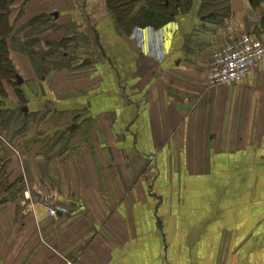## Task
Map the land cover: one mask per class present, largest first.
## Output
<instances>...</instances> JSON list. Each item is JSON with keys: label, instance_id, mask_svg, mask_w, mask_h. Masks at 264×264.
<instances>
[{"label": "crops", "instance_id": "0c3cea01", "mask_svg": "<svg viewBox=\"0 0 264 264\" xmlns=\"http://www.w3.org/2000/svg\"><path fill=\"white\" fill-rule=\"evenodd\" d=\"M19 6L13 32L42 53L9 51L33 136L21 155L0 143V264H264V59L243 84L205 82L226 39L264 44V0L130 37L104 0Z\"/></svg>", "mask_w": 264, "mask_h": 264}, {"label": "trees", "instance_id": "16d2710c", "mask_svg": "<svg viewBox=\"0 0 264 264\" xmlns=\"http://www.w3.org/2000/svg\"><path fill=\"white\" fill-rule=\"evenodd\" d=\"M186 0H104L107 13L109 15L112 24L116 28L118 34L126 37H130L133 31L136 28H152L154 30H159L168 23L174 21V19L181 13V10L187 6ZM208 0H202L201 8L210 7ZM255 1V0H252ZM15 3V0H0V93L3 92V85L11 81L16 76L15 68L9 58V51H17L19 53H26L31 49V52L34 54L35 46L24 45L17 37L20 33V30H16L17 33H14V25L10 23V13L12 7ZM223 3H226V0H223ZM190 6V5H189ZM202 12L204 10H201ZM208 20H217L219 23H224L225 16L215 17L216 11L208 12ZM205 14V13H204ZM211 18V19H210ZM212 20V21H213ZM38 46V44H37ZM54 50L50 56H43V58L48 57L49 59L53 54H57V59L62 57L61 46L55 44L51 45ZM61 50V51H60ZM60 52L59 53H57ZM40 54V53H39ZM17 84V83H16ZM1 96V94H0ZM2 97V96H1ZM19 98L23 102V98L19 95ZM23 102L22 104H26ZM4 106H8V103L0 102ZM21 104V103H19ZM11 107L10 109H12ZM8 111L9 109L6 108ZM0 108V112H4ZM14 111V110H11ZM19 110L16 109V114ZM21 116L26 119H13L9 120L6 124L0 122V132L11 130L12 127H16L19 122L25 123V130L28 126V121L30 120L29 115H25L23 112L19 111ZM2 116V114H0ZM23 129H17L14 131L7 132L6 137L9 140H14L16 137H19L20 133L25 131ZM1 152V149H0ZM5 158V157H4Z\"/></svg>", "mask_w": 264, "mask_h": 264}, {"label": "built area", "instance_id": "2783aa9c", "mask_svg": "<svg viewBox=\"0 0 264 264\" xmlns=\"http://www.w3.org/2000/svg\"><path fill=\"white\" fill-rule=\"evenodd\" d=\"M264 59V45L253 34L231 39L211 56L206 81L209 86L242 84L254 78L260 62ZM49 216L67 214L62 206L47 209ZM63 264H75L65 261Z\"/></svg>", "mask_w": 264, "mask_h": 264}, {"label": "rangeland", "instance_id": "374dc122", "mask_svg": "<svg viewBox=\"0 0 264 264\" xmlns=\"http://www.w3.org/2000/svg\"><path fill=\"white\" fill-rule=\"evenodd\" d=\"M187 6L184 7L183 10H181V13L178 15L179 17H195L197 20H199V18H201L202 16L204 17H208V12L210 11H216L215 13V17H218V16H225V22H227V20L229 19L230 17V2L231 0H226V3H223V0H208V4H210V7H206L205 8H201L200 9V6L202 4V0H186L185 1ZM190 5V6H189ZM18 10H22V7L19 6V7H13L12 11L13 14H12V11L10 13V15L12 14L14 17L17 13ZM201 10H204L203 12ZM205 13V14H204ZM208 15V16H207ZM19 17H22L21 15H18ZM211 19V18H210ZM213 19H211L210 21H212ZM215 22H218L217 20H213ZM174 21L170 22V23H173ZM169 24V23H168ZM167 24V25H168ZM167 25H165L164 27H166ZM24 26L27 28L28 26V22H26L24 24ZM162 27V28H164ZM231 39H235L233 36L226 39L224 42H223V45L224 46L226 43H228ZM221 48V47H220ZM35 52V60L37 58V56H39V59H40V54L39 53H42L41 50L39 48H34ZM30 51V50H28ZM60 54V53H59ZM211 56L212 54L210 55L209 57V62H208V67H207V70L205 71V79L207 77V74H208V68H209V63L211 61ZM38 59V60H39ZM39 64L37 63H32L31 66H37ZM14 66V65H13ZM15 68V67H14ZM20 72H18L16 69H15V72L16 74H20L22 73L23 76H25L26 74L22 71V67L19 69ZM38 73H39V69H37ZM21 76V74H20ZM21 76V77H23ZM43 76V75H42ZM206 84L208 85L207 81L205 80ZM218 86H226V85H218ZM3 92H1V96H0V102H5V103H8V106H4V104H0V108L3 109V110H6L4 112H0V114H2V116H0V122L2 121V124H6L7 122H9V120H13V119H26V118H23L25 116H21L20 112L18 111L17 114H16V110L14 111H11V107H16V103H23V102H29V100H31V95H24L23 94V90L21 89L20 86H18L16 84V79L13 78L11 81L7 82V83H4L3 85ZM23 88V87H22ZM42 91V90H41ZM41 91L39 89V95H41ZM29 94V93H28ZM19 95L23 98V102L22 100L19 98ZM52 96V95H51ZM24 106H22L23 108ZM8 108L9 111L6 109ZM25 123L24 125L22 124V122H19V124L15 127H12L11 130H5V131H2L0 132V143L1 144H4L3 140L6 141L7 143H10V146L11 147H15L17 152L21 155L23 154V149H22V146L19 145V142L20 141H23L24 138H26L27 140H30L32 138V134L30 132V130H28V135H26V137L24 136L25 132L27 130H25ZM23 129L25 131H23L22 133H20L19 137H16L14 140H9L8 137H6L5 134H7V132L9 131H14V130H17V129ZM28 129V128H27ZM7 131V132H6ZM0 144V145H1ZM19 161V159H18ZM24 164V162H23ZM24 197H28L27 193H25Z\"/></svg>", "mask_w": 264, "mask_h": 264}, {"label": "flooded vegetation", "instance_id": "af4514ba", "mask_svg": "<svg viewBox=\"0 0 264 264\" xmlns=\"http://www.w3.org/2000/svg\"><path fill=\"white\" fill-rule=\"evenodd\" d=\"M28 103H26V104H16V107H13L11 110H19V111H21V112H23L25 115H28L29 114V111H28V108L26 107V105H27ZM22 106H25V107H23L22 108ZM30 116V115H29ZM8 146H9V148L10 149H13V147H11L10 146V143L8 144ZM15 148V147H14ZM11 151V150H10ZM14 151V150H13ZM11 153L13 154V152L11 151Z\"/></svg>", "mask_w": 264, "mask_h": 264}, {"label": "water", "instance_id": "95a60500", "mask_svg": "<svg viewBox=\"0 0 264 264\" xmlns=\"http://www.w3.org/2000/svg\"><path fill=\"white\" fill-rule=\"evenodd\" d=\"M17 78V83H18V85H21L22 84V80H21V78L20 77H16Z\"/></svg>", "mask_w": 264, "mask_h": 264}]
</instances>
